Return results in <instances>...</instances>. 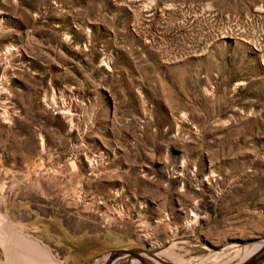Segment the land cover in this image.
I'll return each instance as SVG.
<instances>
[{"label": "rangeland", "instance_id": "rangeland-1", "mask_svg": "<svg viewBox=\"0 0 264 264\" xmlns=\"http://www.w3.org/2000/svg\"><path fill=\"white\" fill-rule=\"evenodd\" d=\"M45 207L149 264L264 246V0H0V228Z\"/></svg>", "mask_w": 264, "mask_h": 264}, {"label": "crops", "instance_id": "crops-1", "mask_svg": "<svg viewBox=\"0 0 264 264\" xmlns=\"http://www.w3.org/2000/svg\"><path fill=\"white\" fill-rule=\"evenodd\" d=\"M39 210L23 220L28 228H0V242L8 253V264H103L106 259L98 263L97 259L118 249H131L120 244L123 238L119 233L98 230L92 215L86 218L48 207ZM0 218V227H7L5 217ZM124 261L118 257L112 264ZM0 264H4L2 252Z\"/></svg>", "mask_w": 264, "mask_h": 264}, {"label": "water", "instance_id": "water-1", "mask_svg": "<svg viewBox=\"0 0 264 264\" xmlns=\"http://www.w3.org/2000/svg\"><path fill=\"white\" fill-rule=\"evenodd\" d=\"M154 257L155 254L152 253ZM118 257H123L126 261L121 264H133L130 260H136L134 264H149L146 262L145 258L142 255L140 250L133 249H118L113 252H110L106 258V261L103 264H112L115 259ZM156 257V256H155ZM129 260V261H128ZM264 262V246L255 254H253L249 259L245 260L240 264H261Z\"/></svg>", "mask_w": 264, "mask_h": 264}, {"label": "bare ground", "instance_id": "bare-ground-1", "mask_svg": "<svg viewBox=\"0 0 264 264\" xmlns=\"http://www.w3.org/2000/svg\"><path fill=\"white\" fill-rule=\"evenodd\" d=\"M96 164H97V162H96ZM0 224L2 225L3 224V219L2 218H0ZM263 247V244L261 245V246H259V248H258V251L261 249ZM257 251V252H258ZM257 252H255V253H257ZM255 254V253H253L252 252V249H251V251H249V250H247L246 251V254H245V257L244 258H241V257H239V255H240V252H238V255L236 256H234L233 258H231V259H229V260H233L234 261V263L233 264H240V263H242V262H244L245 260H247V259H249L250 257H248L249 255H251V254ZM247 256V257H246ZM107 258V255H105V256H103L100 260H98L97 261V263L98 262H103L105 259ZM228 261V260H227ZM225 260H220V262H218L217 264H225ZM158 263V262H157ZM228 263V262H227ZM156 264V263H155Z\"/></svg>", "mask_w": 264, "mask_h": 264}]
</instances>
